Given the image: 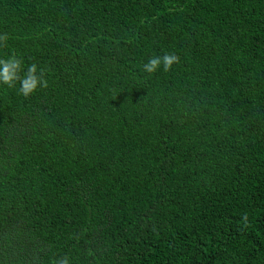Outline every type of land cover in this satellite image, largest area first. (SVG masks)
<instances>
[{
	"label": "trees",
	"instance_id": "1",
	"mask_svg": "<svg viewBox=\"0 0 264 264\" xmlns=\"http://www.w3.org/2000/svg\"><path fill=\"white\" fill-rule=\"evenodd\" d=\"M5 33L48 87L0 84V264H264V0H0Z\"/></svg>",
	"mask_w": 264,
	"mask_h": 264
},
{
	"label": "clouds",
	"instance_id": "2",
	"mask_svg": "<svg viewBox=\"0 0 264 264\" xmlns=\"http://www.w3.org/2000/svg\"><path fill=\"white\" fill-rule=\"evenodd\" d=\"M8 39L9 37L6 33L0 34V46L6 47ZM179 62L180 58L175 53H165L163 56L149 57L148 61L143 64V70L148 74H153L162 67L164 72H168L173 65ZM22 72L23 76H21ZM16 82L20 83L19 92L25 98L35 93L38 88L48 87L44 70L39 69L35 63L30 64L25 70L23 61L15 55L7 59L0 58V84L12 88ZM243 219L247 223L246 214ZM53 264H70V260L67 256H62L55 260Z\"/></svg>",
	"mask_w": 264,
	"mask_h": 264
}]
</instances>
